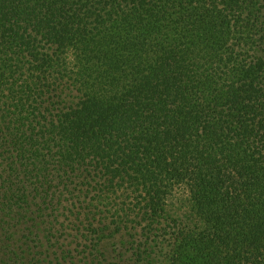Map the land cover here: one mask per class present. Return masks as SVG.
<instances>
[{"label":"trees","instance_id":"16d2710c","mask_svg":"<svg viewBox=\"0 0 264 264\" xmlns=\"http://www.w3.org/2000/svg\"><path fill=\"white\" fill-rule=\"evenodd\" d=\"M121 231L132 264H264V0H0V264Z\"/></svg>","mask_w":264,"mask_h":264},{"label":"rangeland","instance_id":"374dc122","mask_svg":"<svg viewBox=\"0 0 264 264\" xmlns=\"http://www.w3.org/2000/svg\"><path fill=\"white\" fill-rule=\"evenodd\" d=\"M185 195L177 194L173 199V212H176L178 215H181L182 207L185 209L186 199ZM185 204V205H183ZM132 237L127 235L125 231H121L117 233L113 238H106L102 243V252L106 257L107 260L106 264H132V251L131 246L129 245ZM75 245L73 246V248ZM77 255V254H76ZM80 258L82 256L77 255L76 262L73 264H84L81 263ZM54 259V258H53ZM55 260V259H54ZM166 255L164 252L158 250L155 253H152L151 257L146 258V264H165ZM149 262V263H148ZM67 264H70L69 262ZM85 264H89V262H85Z\"/></svg>","mask_w":264,"mask_h":264}]
</instances>
